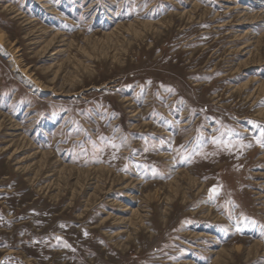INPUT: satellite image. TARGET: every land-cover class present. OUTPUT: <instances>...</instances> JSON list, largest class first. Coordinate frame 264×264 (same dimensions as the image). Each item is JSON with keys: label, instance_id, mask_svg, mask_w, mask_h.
<instances>
[{"label": "rangeland", "instance_id": "rangeland-1", "mask_svg": "<svg viewBox=\"0 0 264 264\" xmlns=\"http://www.w3.org/2000/svg\"><path fill=\"white\" fill-rule=\"evenodd\" d=\"M0 31L42 89L0 53V264H264V0H0Z\"/></svg>", "mask_w": 264, "mask_h": 264}, {"label": "bare ground", "instance_id": "bare-ground-1", "mask_svg": "<svg viewBox=\"0 0 264 264\" xmlns=\"http://www.w3.org/2000/svg\"><path fill=\"white\" fill-rule=\"evenodd\" d=\"M114 35V34H113ZM118 38V37H117ZM4 40H5V33L4 32H2V31H0V53L4 56V57H6L7 58V61H9L11 64H12V66H13V70L14 71H17L18 73H20L23 77H24V81L26 82V84H34V87H33V89L35 90V91H38V90H42V89H40L39 88V86L38 85H36L31 79H30V77H29V75L27 74V68H25V69H20L19 67H18V60H17V56H16V49L13 51V52H11V51H8V50H6V48L4 47ZM20 60V59H19ZM179 186V185H178ZM176 187V186H175ZM172 190V189H171ZM178 188L176 187L175 188V195H176V193L178 192ZM174 197V196H173ZM201 235V234H200Z\"/></svg>", "mask_w": 264, "mask_h": 264}, {"label": "snow or ice", "instance_id": "snow-or-ice-1", "mask_svg": "<svg viewBox=\"0 0 264 264\" xmlns=\"http://www.w3.org/2000/svg\"><path fill=\"white\" fill-rule=\"evenodd\" d=\"M213 143H220V141L214 139ZM113 147H117V146L113 145ZM225 147H228V142H225ZM209 192H210L211 198H215L216 196L219 195V189L216 187H214L213 189H210ZM261 227L264 228V225H262ZM238 231H239V229H238Z\"/></svg>", "mask_w": 264, "mask_h": 264}]
</instances>
